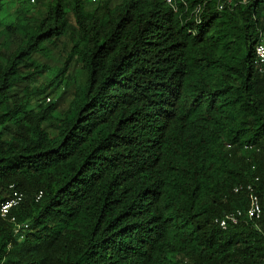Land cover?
Returning a JSON list of instances; mask_svg holds the SVG:
<instances>
[{"label":"trees","instance_id":"16d2710c","mask_svg":"<svg viewBox=\"0 0 264 264\" xmlns=\"http://www.w3.org/2000/svg\"><path fill=\"white\" fill-rule=\"evenodd\" d=\"M216 1L72 0L55 74L64 0L17 44L16 23L0 30V206L22 193L0 214V264H264V0ZM73 57L82 85L46 101ZM248 182L260 218L222 229Z\"/></svg>","mask_w":264,"mask_h":264},{"label":"rangeland","instance_id":"374dc122","mask_svg":"<svg viewBox=\"0 0 264 264\" xmlns=\"http://www.w3.org/2000/svg\"><path fill=\"white\" fill-rule=\"evenodd\" d=\"M71 2L72 0H64V12L71 27L69 26L70 28H68L66 37H62L57 45L50 47L48 55L49 59L46 61L49 66V72L54 74L58 71L59 66H61L66 56L69 54L71 33L75 31V21L71 10ZM53 3V0H35L34 2H31L30 0H2L0 8V30L10 22L16 23V32L11 38L13 39V42L17 44L19 36L24 32V27L27 25L31 27L36 26L40 19L47 14L49 7ZM84 4L86 8H90L96 3L84 0ZM2 35L3 34L1 33L0 41H2ZM80 67V63H78L76 57H73L70 68L66 73H70L72 77L64 78L61 83L62 85L59 87H52L50 89L51 94L46 97V101H49V99L60 101L61 94L66 87L65 85L68 83L65 95L62 98L64 102L62 107H65L75 89V86L79 88L82 85L84 72ZM48 74L49 73L39 78L38 81L43 82L44 79L47 80L49 78Z\"/></svg>","mask_w":264,"mask_h":264},{"label":"built area","instance_id":"2783aa9c","mask_svg":"<svg viewBox=\"0 0 264 264\" xmlns=\"http://www.w3.org/2000/svg\"><path fill=\"white\" fill-rule=\"evenodd\" d=\"M93 2L97 0H91ZM168 5H170L174 10L178 9V3L184 2V0H165ZM245 0H243L244 2ZM204 4V3H203ZM235 0H217L216 5L219 10L223 9L225 6L230 7L231 5H235ZM203 5H196V7L192 10V14L194 19L197 22H200V13L202 12ZM253 67L254 69L261 74H264V29L259 30L257 42L254 45V57H253ZM257 180V178H256ZM240 190H246L250 193L249 206L245 209H235L232 211L226 212L223 216L216 218L215 222L218 225L225 229L230 223L236 224L238 221L244 217L249 219H257L261 216V205L259 201L258 195L255 193V188L253 183H241L234 187V191L238 192ZM22 199V193L18 192V190L13 189L11 197L4 200L0 206V214L2 216L8 215L10 209L17 205ZM13 219V218H12Z\"/></svg>","mask_w":264,"mask_h":264},{"label":"clouds","instance_id":"9594fccd","mask_svg":"<svg viewBox=\"0 0 264 264\" xmlns=\"http://www.w3.org/2000/svg\"><path fill=\"white\" fill-rule=\"evenodd\" d=\"M31 2H34V0H30ZM89 1H91V0H89ZM99 0H97V1H95V2H93V1H91V2H93V3H96V2H98ZM165 1V0H164ZM165 3H166V1H165ZM179 3H183V2H179ZM179 3H178V9L177 10H174L170 5V7L176 12V11H178L179 10ZM167 4V3H166ZM184 4V3H183ZM168 5V4H167ZM254 57V56H253Z\"/></svg>","mask_w":264,"mask_h":264},{"label":"bare ground","instance_id":"6f19581e","mask_svg":"<svg viewBox=\"0 0 264 264\" xmlns=\"http://www.w3.org/2000/svg\"><path fill=\"white\" fill-rule=\"evenodd\" d=\"M42 195V194H41Z\"/></svg>","mask_w":264,"mask_h":264}]
</instances>
